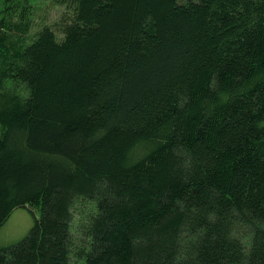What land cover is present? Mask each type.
I'll list each match as a JSON object with an SVG mask.
<instances>
[{
    "label": "trees",
    "instance_id": "1",
    "mask_svg": "<svg viewBox=\"0 0 264 264\" xmlns=\"http://www.w3.org/2000/svg\"><path fill=\"white\" fill-rule=\"evenodd\" d=\"M74 1L0 69V264H264V0Z\"/></svg>",
    "mask_w": 264,
    "mask_h": 264
},
{
    "label": "rangeland",
    "instance_id": "2",
    "mask_svg": "<svg viewBox=\"0 0 264 264\" xmlns=\"http://www.w3.org/2000/svg\"><path fill=\"white\" fill-rule=\"evenodd\" d=\"M76 5L74 0H13L12 2L0 0V22H3L5 30L9 25L19 21V14L24 7H26L32 25L30 32L23 40L13 38L5 48L0 50V69L4 68L10 60L16 58L43 27L52 28L57 40L61 41L65 27L75 17ZM5 93L17 97H25L27 94L23 87L10 81H5L3 90H0V94ZM1 130L0 126V132ZM150 148L144 144L139 145L131 155L132 160L137 161ZM34 214L36 218H40L39 209H35ZM35 217L27 208L14 210L7 222L0 228V248L12 246L28 236L34 225ZM243 239L246 246L251 247L253 237L247 234Z\"/></svg>",
    "mask_w": 264,
    "mask_h": 264
}]
</instances>
